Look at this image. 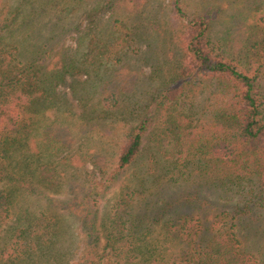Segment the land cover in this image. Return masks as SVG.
<instances>
[{"label":"trees","instance_id":"1","mask_svg":"<svg viewBox=\"0 0 264 264\" xmlns=\"http://www.w3.org/2000/svg\"><path fill=\"white\" fill-rule=\"evenodd\" d=\"M45 2L55 6L52 0H0V263L31 260L42 232L38 226L42 216L30 211H26L23 222L10 225L13 195L6 182L15 178L11 150L24 146L29 132L26 124L31 117L25 113L45 101L66 73L78 66L57 51L50 52L49 42L35 44L28 53L19 48V43L4 40V33L16 22L34 26L33 18L47 12ZM211 19L210 14L203 13L188 21L173 70L123 135L114 163L109 164L102 156L95 162L101 175L98 187H80L82 194L75 195L74 200L53 203L78 215L82 230L92 236L86 243L89 254H82L76 264H264L263 259L242 247L235 231L241 214L220 207L196 191L183 189L163 199L161 196L157 210L163 219L153 223L159 228L156 240L145 241L142 237H150L153 229L150 233L143 230V215L134 216L130 210H136L139 197L144 207H150L145 203L147 195L162 184L151 180L145 189L144 178L150 172L147 167L134 171L121 186L110 229H105L106 260H98L93 210L96 194L131 167L135 169L148 137L151 159L168 162L171 179H165V185L172 180L179 182L182 167L197 158L201 166L198 171L205 180L235 186L246 180L256 183L250 191L256 204L264 208V45L261 57L236 59L213 45ZM92 55L95 53L90 50L87 59L93 61ZM105 82L104 88L114 90L102 100L108 107L116 101L115 90L126 80L112 74ZM201 90L205 96L197 102L192 100V94ZM22 159L28 167L32 154ZM33 168L36 171L37 164ZM55 172L52 166L44 165L40 180L57 185Z\"/></svg>","mask_w":264,"mask_h":264},{"label":"rangeland","instance_id":"2","mask_svg":"<svg viewBox=\"0 0 264 264\" xmlns=\"http://www.w3.org/2000/svg\"><path fill=\"white\" fill-rule=\"evenodd\" d=\"M52 1L55 6L52 2L43 4L47 12L33 18L34 26L16 22L4 33L6 42L19 43V48L28 53L35 44L49 42L46 47L50 52L57 51L60 57L78 65L66 73L45 101L26 111L31 118L26 124L29 132L25 145L11 150L15 178L6 182L13 195L10 225L23 222L28 211L43 219L38 223L42 232L31 260H17L16 264H76L82 254H89L86 243L92 236L82 230L78 215L70 209L54 207L53 203L74 200L75 195L82 194L80 187H98L101 175L95 162L102 156L109 164L114 163L123 135L144 113L153 93L159 91L158 87L173 70L180 54L181 35L189 20L210 14L213 45L236 59L263 54L264 0ZM90 50L95 53L93 61L87 59ZM261 70L264 90V64ZM112 74L126 82L115 90L116 101L107 107L102 100L112 95L113 89L103 85ZM192 96L197 102L205 92H194ZM148 138L144 139L135 169L131 167L118 181L96 194L93 234L99 237L98 260H106L105 229H110L120 188L134 171L144 167L150 171L144 178L145 189L151 180L162 181L147 195L145 203L150 207H144L139 197L136 210H130L134 216L143 215V230L150 233L153 229L150 237H142L145 241L156 240L159 228L153 223L163 219L157 210L160 197L184 189L241 214L235 231L242 247L264 260V208L256 204L250 191L256 183L246 180L235 186L205 180L198 171L199 160L191 158L182 167L181 180L165 185L164 180L171 179L168 162L151 159ZM27 153L32 154L33 160L25 167L22 156ZM46 164L56 171L55 186L40 180L44 176L41 168Z\"/></svg>","mask_w":264,"mask_h":264}]
</instances>
